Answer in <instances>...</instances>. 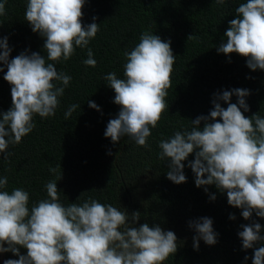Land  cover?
I'll return each instance as SVG.
<instances>
[{
  "label": "trees",
  "instance_id": "16d2710c",
  "mask_svg": "<svg viewBox=\"0 0 264 264\" xmlns=\"http://www.w3.org/2000/svg\"><path fill=\"white\" fill-rule=\"evenodd\" d=\"M242 2L245 0H225L223 4H217L216 0H85L82 25L92 23L96 17L99 31L85 48L76 47L67 61L52 62L47 61L44 38L33 32L25 20L27 0H6L5 14L0 15V38L7 37L12 49L9 60L22 52L27 55L38 52L45 56L46 63H55L58 72L72 79L58 97L55 115L47 118L34 115L33 130L19 144L9 145L7 158L0 153V177L8 179L7 186L0 191L10 193L14 188H23L29 193L31 207L47 198L45 184L58 180L61 174L57 188L60 202L65 206L94 199L126 211L129 223L131 213L139 211L136 227L143 223L150 227L158 224L173 231L178 248L163 264H252L254 249L264 246V241L251 249H242L237 233L242 231L241 225L257 221L264 235V218L253 212L252 218L245 220L242 209L227 203L226 193L214 185L197 187L188 166L194 154L182 162L187 180L180 184L167 179L168 161L158 158L159 142L176 131H190L191 120L208 115L213 108L214 94L248 89L250 94L245 101L249 111L244 115L251 117L257 113L264 117V70L253 71L246 65V57L216 50L226 42L228 22L235 18V8ZM143 32L166 42L170 40L176 56L171 87L165 97L169 107L157 126L150 129L148 147L137 145L127 136L117 143L104 136L108 121L116 117L120 106L113 103L115 92L103 78L110 72L124 78V53L139 43ZM189 35L193 38L187 39ZM88 48L97 61L94 68L82 63L88 58ZM0 67L3 68L0 113H3L11 107V86L3 79L6 65L0 62ZM54 83L60 86L59 82ZM88 101H94L100 110L89 107ZM229 102H237L235 94ZM220 103L227 107L225 102ZM72 104L80 106L66 120L64 113ZM51 168L57 172H51ZM213 194L215 200H210ZM230 214L235 219H229ZM200 217L212 219L217 242L206 245L200 240L199 249L194 250L196 233L188 222ZM17 247L20 254H26L25 248ZM3 259H18V256L10 251L0 253V264Z\"/></svg>",
  "mask_w": 264,
  "mask_h": 264
},
{
  "label": "clouds",
  "instance_id": "9594fccd",
  "mask_svg": "<svg viewBox=\"0 0 264 264\" xmlns=\"http://www.w3.org/2000/svg\"><path fill=\"white\" fill-rule=\"evenodd\" d=\"M5 3L6 0L0 2V15L5 14ZM216 3L223 4L225 0ZM84 4L85 0H27L25 20L33 32L44 38L47 61H67L76 47L85 48L96 36L100 24L95 22L96 17L92 23L82 25ZM235 14L224 33L226 42L217 47V52L239 54L246 57L249 69L264 70V0H245L235 8ZM11 51L7 37L0 38V62L7 67L3 79L11 86V107L0 113V153L5 154L4 158L9 155L10 144H19L33 130L34 115H55L58 97L72 79L58 72L55 63H46L45 56L38 52H22L9 60ZM124 55V78H117L115 72L103 78L115 92L113 103L120 106L116 117L108 121L104 136L113 143L127 136L137 145L148 147L150 129L157 126L169 107L165 97L171 87L176 56L170 40L163 41L149 32L141 33L139 43ZM87 57L82 63L94 68L97 61L91 48ZM233 94L236 103L229 102ZM249 94L248 89L242 88L214 94L208 115L197 116L191 120L190 131H176L158 145V158L168 161L167 179L175 184L186 182L182 162L194 154L188 166L195 175V185H214L226 193L227 203L242 209L245 220H250L253 212L264 218V117L257 113L244 115L249 111L245 101ZM220 101L227 107H222ZM88 105L100 110L94 101H88ZM79 106L70 105L65 119ZM50 171L56 173L57 169ZM58 180L47 182V198L31 207L29 193L23 188H14L10 193L0 191V253L10 251L18 256L3 264H163L170 254L176 253L177 237L173 231L158 224L134 226L140 219L139 211L131 213L129 223L126 211L94 199L65 206L60 202ZM7 184V177H0V189ZM204 191H208L207 187ZM209 199L215 200V195ZM229 219H235L234 214ZM188 223L196 233L194 250L199 249L200 240L206 245L217 242L211 218L200 217ZM240 227L242 231L237 235L242 249L264 241L259 222ZM17 246L25 248L26 254H20ZM252 264H264V246L254 249Z\"/></svg>",
  "mask_w": 264,
  "mask_h": 264
},
{
  "label": "rangeland",
  "instance_id": "374dc122",
  "mask_svg": "<svg viewBox=\"0 0 264 264\" xmlns=\"http://www.w3.org/2000/svg\"><path fill=\"white\" fill-rule=\"evenodd\" d=\"M5 259H3V261H4ZM3 261H2V264H3Z\"/></svg>",
  "mask_w": 264,
  "mask_h": 264
}]
</instances>
